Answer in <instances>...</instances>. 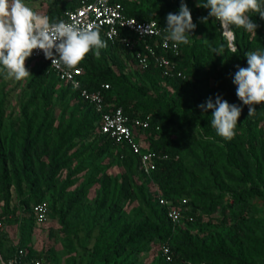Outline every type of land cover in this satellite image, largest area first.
I'll return each instance as SVG.
<instances>
[{
    "label": "trees",
    "instance_id": "trees-1",
    "mask_svg": "<svg viewBox=\"0 0 264 264\" xmlns=\"http://www.w3.org/2000/svg\"><path fill=\"white\" fill-rule=\"evenodd\" d=\"M182 2L196 28L189 44L179 46V55L166 53L182 76H166L153 58L141 67L135 54L145 53L144 44L128 31H121L128 41L121 43L100 30L107 43L101 57L90 53L77 66L83 69L82 87L102 91L105 111L121 107L129 123L149 118L147 129L133 132L142 147L145 143L144 151L158 155L150 176L138 154L100 132L95 106L60 81L46 62L26 60V67L34 65L18 115L7 113L8 96L0 87V264L19 249L27 258L50 261L47 253L33 250L31 240L40 227L33 207L51 192L60 203L53 211L67 237L76 232L73 220L91 223L88 238L96 231L90 264H264V210L255 202H264V104L248 116L233 83L237 65L247 67L245 54L264 50V19L250 14L256 35L230 26L233 52L218 20L202 22L209 10L197 4L206 0H121L127 16L164 27L167 14L178 13ZM80 4L54 0L43 15L58 22ZM4 79L0 73V85ZM217 95L242 109L230 140L212 128V110L198 107L209 98L215 102ZM113 158L123 168L119 179L107 173ZM158 196L184 210V225L172 224ZM11 230L18 243L7 247ZM152 243L159 245L158 259L138 262ZM165 244L171 246V262L159 251Z\"/></svg>",
    "mask_w": 264,
    "mask_h": 264
},
{
    "label": "clouds",
    "instance_id": "clouds-1",
    "mask_svg": "<svg viewBox=\"0 0 264 264\" xmlns=\"http://www.w3.org/2000/svg\"><path fill=\"white\" fill-rule=\"evenodd\" d=\"M209 10L208 17L220 22L221 27L243 28L256 35L258 25L251 19L252 13L264 19V0H206L197 4ZM164 30V47L172 42L173 50L189 44V35L196 28L190 9L181 3L178 13H168ZM107 47L100 30L95 25H81L79 22H53L47 15L32 9L25 0H0V73L6 79L17 82L28 79L32 74L26 67V60L34 50L42 51L52 64L66 69H75L88 54L96 59ZM213 51H219L213 49ZM235 52L236 49L232 48ZM179 55L178 52H176ZM247 67L237 65L233 83L236 96L248 106V116L256 112V105L264 104V50L249 51L245 54ZM203 111L212 110L210 124L224 139H232L241 116V107L230 104L216 96L198 105ZM12 264V262H9Z\"/></svg>",
    "mask_w": 264,
    "mask_h": 264
},
{
    "label": "built area",
    "instance_id": "built-area-1",
    "mask_svg": "<svg viewBox=\"0 0 264 264\" xmlns=\"http://www.w3.org/2000/svg\"><path fill=\"white\" fill-rule=\"evenodd\" d=\"M65 22H79L81 25H95L99 30H103L104 36L111 42L120 40L121 43H126L127 38L121 37V31H128L136 35L144 44V52L135 54L141 67H146L150 58L160 63L165 68V75L182 76L181 72L176 71L171 60L166 57V53L173 51L178 52V49L173 50L172 42H168V47H164V26L156 20L141 22L134 17L127 16L123 11L121 0H81V4L73 10L65 12L63 18ZM220 23V22H219ZM221 26V25H220ZM223 34L227 37L225 28L221 27ZM230 28V27H229ZM150 40H156L155 46L151 45ZM233 40L230 45L232 46ZM179 48V47H178ZM161 51L159 55L157 50ZM27 60H42L46 62L56 77L67 85H70L73 90L79 91L81 97L93 104L96 110L101 114L100 132L113 139L118 144H126L133 153L138 154L141 158V166L143 172L150 176L155 170V160L158 155L149 150H143L133 132V129H147L150 125L149 118H134L129 123L124 111L121 107L111 111H105L104 98L101 90L90 91L82 87L83 69L76 67L75 69H66L63 66H57L55 62L52 64L51 59L45 58L42 51L34 50L32 56ZM109 85H104L108 89ZM158 202L166 207L167 216L174 226L184 225L185 216L184 210L180 206H176L171 201H168L158 196ZM33 212L39 226L44 225L49 219V207L43 202L33 207ZM190 220H192L190 218ZM2 222L0 221V228ZM159 251L167 262L172 261L171 246L169 244L161 245ZM27 252L24 249H19L17 254L11 259L12 264H47L43 259L27 258ZM2 260V259H1ZM2 264H9L2 261ZM187 264H194L187 262ZM205 264V263H200Z\"/></svg>",
    "mask_w": 264,
    "mask_h": 264
},
{
    "label": "rangeland",
    "instance_id": "rangeland-1",
    "mask_svg": "<svg viewBox=\"0 0 264 264\" xmlns=\"http://www.w3.org/2000/svg\"><path fill=\"white\" fill-rule=\"evenodd\" d=\"M52 1L54 0H25L32 9L41 14L45 13L47 5ZM231 48H234V46L232 45ZM33 65L34 63H32L29 68L27 67V69L29 70ZM25 86V80L17 82L13 79L6 78L0 85V87H4L5 94L8 96L7 113H11L13 117L19 114L20 104L27 99L24 94ZM143 147L146 148L145 143ZM66 172L67 171L63 173V179L66 177ZM107 173L113 178L119 179L123 173V168L118 164V161L113 158ZM93 197L94 193H91L90 198L92 199ZM57 201L56 194L52 192L47 195V199L44 201L49 207V214L51 213V216L44 225L33 229L31 240L33 250L38 253H47L50 258L47 264H90L88 252L92 247L96 231L88 238L86 229L91 227V223L89 222L86 224L78 220H73L72 226L75 227L76 232L67 237V235L62 232L58 218L53 211L54 204L59 208L60 203ZM255 202L264 210L263 201L255 200ZM1 206L2 203L0 202V207ZM217 217L218 214H215L206 220L216 219ZM10 232V242H7V247L10 244L18 243L17 236L13 234V230ZM158 247L159 245L152 243L149 252L141 256L138 262L146 263L158 259Z\"/></svg>",
    "mask_w": 264,
    "mask_h": 264
},
{
    "label": "bare ground",
    "instance_id": "bare-ground-1",
    "mask_svg": "<svg viewBox=\"0 0 264 264\" xmlns=\"http://www.w3.org/2000/svg\"><path fill=\"white\" fill-rule=\"evenodd\" d=\"M230 28H231V27H230ZM230 28H225V31L227 32V35H229V36L232 35V32H231Z\"/></svg>",
    "mask_w": 264,
    "mask_h": 264
},
{
    "label": "water",
    "instance_id": "water-1",
    "mask_svg": "<svg viewBox=\"0 0 264 264\" xmlns=\"http://www.w3.org/2000/svg\"><path fill=\"white\" fill-rule=\"evenodd\" d=\"M227 38H228L229 42L231 43V41L234 39L233 33L231 36L228 35Z\"/></svg>",
    "mask_w": 264,
    "mask_h": 264
}]
</instances>
